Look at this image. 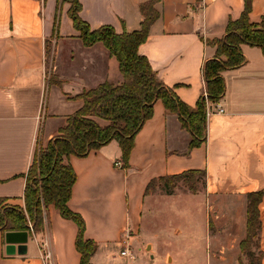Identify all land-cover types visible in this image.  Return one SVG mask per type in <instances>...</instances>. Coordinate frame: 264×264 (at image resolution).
Wrapping results in <instances>:
<instances>
[{
    "label": "crops",
    "instance_id": "obj_1",
    "mask_svg": "<svg viewBox=\"0 0 264 264\" xmlns=\"http://www.w3.org/2000/svg\"><path fill=\"white\" fill-rule=\"evenodd\" d=\"M147 1L81 0L80 16L92 29L110 25L120 34L131 33L141 28L140 6ZM57 6V0H0V208L25 210L29 168L38 149L83 106L74 98L106 81H122L118 61L102 43L88 48L78 38L69 4L54 31ZM156 8L160 18L139 53L181 101L195 107L205 93L204 64L216 53L206 40L224 36L229 21L242 15L245 0H161ZM263 16L264 0H253L250 22L260 23ZM242 52L246 63L223 73L226 93L216 105L224 112L208 115L207 141L199 147L189 149L190 134L158 101L136 137L129 169L121 167L117 141L86 157H70L77 179L68 206L84 219L86 239L98 245L92 264H116L115 257L136 261L133 238L141 232L148 185L187 172L205 174L210 200L232 199L240 213L231 212L229 219L239 222L236 236H246L247 196L264 193V52L249 45H242ZM211 105L208 109L215 111ZM259 211L264 253V196ZM205 231L208 239V223ZM77 235V224L50 206L44 232H29L26 255H7L5 233H0V264H46V251L53 264H80ZM126 237L135 259L121 256Z\"/></svg>",
    "mask_w": 264,
    "mask_h": 264
},
{
    "label": "trees",
    "instance_id": "obj_2",
    "mask_svg": "<svg viewBox=\"0 0 264 264\" xmlns=\"http://www.w3.org/2000/svg\"><path fill=\"white\" fill-rule=\"evenodd\" d=\"M160 1L150 0L141 4V28L120 34L110 25L92 29L80 16L81 0H57L54 31L59 30L62 7L69 4L68 15L79 34L78 38L88 48L102 43L110 56L118 61L122 81L118 84L106 81L74 98L83 101V106L68 117L66 126L60 129L58 136L46 147L38 149L29 168L25 210L17 207L0 208V233L30 231L29 222L33 225L34 233H42L45 229L46 212L50 206H54L64 218L74 221L78 226L76 248L81 255L80 264H92L98 245L95 241L86 239L84 219L68 206L77 179L69 162L70 157H86L92 151L117 141L122 153L121 167L129 169L136 137L152 118L158 101L163 103L168 114L178 116L182 129L190 134L189 149L199 147L207 141L208 102L218 103L224 97L226 82L223 73L246 63L242 45L259 47L264 52V16L260 23L250 22L253 0H245L242 15L237 20L229 21L224 36L206 40V44L214 47L216 53L204 64L205 93L196 106L192 107L181 101L175 90L160 80L149 59L139 53L140 46L148 40L152 25L160 18V12L156 8ZM98 120L106 124L103 125ZM197 175L205 178L203 172H187L155 179L148 185L146 195L156 182L187 177L193 179ZM263 196V192L247 196V233L239 245L242 252H247V256L259 264L264 257L260 246L262 223L259 211ZM254 241L259 249L258 255L248 251V245Z\"/></svg>",
    "mask_w": 264,
    "mask_h": 264
},
{
    "label": "rangeland",
    "instance_id": "obj_3",
    "mask_svg": "<svg viewBox=\"0 0 264 264\" xmlns=\"http://www.w3.org/2000/svg\"><path fill=\"white\" fill-rule=\"evenodd\" d=\"M68 24L72 26L71 20H68ZM49 51L52 56L51 43ZM50 78L53 80L54 77ZM204 187L205 179L201 175L193 179L187 177L156 182L151 187L144 204L141 232L133 238L137 258L130 264H259L249 258L247 252L241 251L239 241L246 236H236L239 222L229 219L231 212L240 213L235 212L236 206L230 203L232 199L210 200L205 196ZM207 223L210 228L208 239L205 235ZM177 230L181 233L178 234ZM215 240L217 245L214 244ZM249 250L255 255L259 254L255 241L248 245ZM114 262L127 264L116 257Z\"/></svg>",
    "mask_w": 264,
    "mask_h": 264
},
{
    "label": "water",
    "instance_id": "obj_4",
    "mask_svg": "<svg viewBox=\"0 0 264 264\" xmlns=\"http://www.w3.org/2000/svg\"><path fill=\"white\" fill-rule=\"evenodd\" d=\"M30 231L6 232L5 243L7 255H26Z\"/></svg>",
    "mask_w": 264,
    "mask_h": 264
},
{
    "label": "built area",
    "instance_id": "obj_5",
    "mask_svg": "<svg viewBox=\"0 0 264 264\" xmlns=\"http://www.w3.org/2000/svg\"><path fill=\"white\" fill-rule=\"evenodd\" d=\"M205 96L207 97L206 94H205ZM209 103L210 102H208V104ZM211 106H213V107L215 106L216 109H215V111H211L210 109H208V115L210 113H223L224 112L223 108L217 106L216 103H212ZM30 232H32V233L34 232L33 225L30 226ZM127 239H128V237H126V239L123 242L124 250L121 252V256L130 258V259H135V255L133 254V252L131 250V245L128 243ZM44 259H45L46 264H53L52 254L49 251H46L44 253Z\"/></svg>",
    "mask_w": 264,
    "mask_h": 264
}]
</instances>
